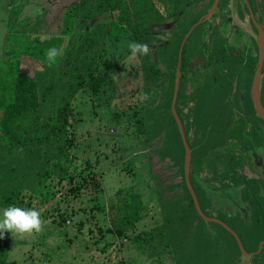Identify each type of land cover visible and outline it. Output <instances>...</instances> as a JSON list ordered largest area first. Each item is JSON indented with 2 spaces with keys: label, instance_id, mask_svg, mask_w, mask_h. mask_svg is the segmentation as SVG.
I'll list each match as a JSON object with an SVG mask.
<instances>
[{
  "label": "rangeland",
  "instance_id": "374dc122",
  "mask_svg": "<svg viewBox=\"0 0 264 264\" xmlns=\"http://www.w3.org/2000/svg\"><path fill=\"white\" fill-rule=\"evenodd\" d=\"M79 1L0 0V89L3 87L1 84L8 78L9 63L12 61L9 49H14L15 55L23 54L19 64L21 71L41 77L43 87L49 86L56 74L53 64H49L53 71H45L49 63L48 52L40 53V47L47 43L53 47L59 45V48L55 49L56 55L52 63L62 60V54L66 52V56L70 58L71 47L77 43L74 39L79 37L76 26L78 22L76 10ZM167 1L170 0H157V4L161 7L163 5V11L173 12L172 3ZM175 6L174 11H179L178 20L184 19L187 11H190L189 17L194 21L200 10L207 9L204 4L196 9L192 7L190 10L187 9L188 7L181 6L180 3ZM177 18L171 17L166 20L171 23V28H167L160 35L161 41L155 44L157 46L161 42H168L167 45L170 46L168 45L166 49L169 47L175 58L178 48L180 51L184 42L183 40L179 47V44L175 42L177 38L174 39L179 27ZM98 20L107 22L108 18L102 14L88 22L95 24ZM217 23L222 24L219 16L204 27L202 36L199 37L207 47L209 45L211 48L210 45L213 44L211 31ZM84 24H87V21ZM84 24L80 25V28L83 29ZM190 41H192L191 44L188 43L187 46L193 51L195 40ZM129 43L125 40L107 42L112 56L120 57L118 65L124 62L125 68L116 77L114 76L112 83L105 86V92L97 95L92 103L88 96H82L80 93L73 100L76 116L80 119L75 126L77 144L69 149L70 151L64 152L62 160L59 159L57 143L51 144L49 149H46L43 144L40 154H31L27 151L19 153L16 147L11 149L7 144L0 142V209L10 205L35 209L39 212L41 219V228L38 232L35 230L23 234L4 232L3 237H0V264L11 262H15L14 264H194L196 258L203 260L199 258L198 251L190 250L189 246L183 242H180L179 247L173 243L167 258L161 251L160 243L157 244L160 247L159 250L152 249L151 245L143 242L149 237L154 224L157 223V228H162L167 218L174 222V226L180 224L178 228L185 225L186 236L199 232L200 236L193 237L199 244L211 238L209 225L201 223L195 217L191 207H187L186 204H190V198H183L185 187L182 181L181 157L184 154L179 138L175 136L176 134H170L176 131L173 130V118L169 117L166 111L168 103L164 101V98H168L165 90H170L171 86L168 82L162 81L157 86L148 87L141 70L145 55H131ZM186 43L187 39L184 46ZM155 50L156 47L153 46L147 53L151 55V62L155 61L152 56ZM191 58L194 63L197 59L200 61L201 55L195 54L194 51ZM64 61L65 59L62 63ZM167 66L170 68V64ZM210 73L211 76L215 75L214 70ZM69 76V73L62 75V80L67 82ZM58 85L61 90L63 88L61 82ZM208 86L211 87L209 83ZM222 87V92L217 89L216 106H210L202 110L203 112H199L200 117L202 113H211L214 110L213 115L217 116L218 110H223L219 112V120L216 121L212 135L214 131L224 128L222 119L226 113L225 110H228L232 103L227 83H222ZM147 88L149 92H146ZM210 89H201L197 93L199 101L204 100L207 94L212 95ZM239 97L240 94L235 97L236 105L239 103ZM194 103H197L196 100ZM48 104L54 106L51 100ZM48 104L40 118L44 121L50 113L52 117L55 111L52 107L48 109ZM199 106L201 105L197 104L194 110L197 111ZM178 109L181 112L182 108L178 106ZM142 118L144 125L140 126L139 120ZM168 119L172 121V125L166 132ZM194 119L196 128H199L197 119ZM201 119L203 122L206 121L205 123L210 122L206 115H202ZM37 126V129H41V131L37 130V133L41 134L42 125L37 124ZM199 130L200 128L196 129L197 136L202 135L200 132L202 128ZM209 132L207 128L206 133L204 132L205 139ZM38 134L36 135L39 137ZM213 142L212 139L206 143L205 151L213 145ZM87 159L94 165L91 169L86 166ZM176 159L179 160L178 163ZM96 161L98 163L95 164ZM90 170L96 173L95 177L100 186L97 189L84 188L81 195L74 197L70 189L75 184H69V178L74 176L75 181L84 183L83 176H87ZM35 173L37 174L33 177ZM194 174L197 175V172L194 171ZM27 175L28 179L33 177L27 193V196L30 194L33 196L34 203L31 206L28 205V197L21 201L19 199L21 195H14L18 192L15 188L21 186L16 179L19 177L23 179ZM8 182L10 183L7 184ZM120 190L141 195L143 202L141 211L147 218L136 222L134 228L130 224L116 222L117 215L121 217L126 216L127 213V210L124 211L122 208L125 205L121 202L117 205L113 204ZM197 192L200 194L198 188ZM122 197V194L119 195L117 200ZM199 198L203 203L201 194ZM44 199L48 201L41 203ZM57 208L69 214L64 226L58 225ZM115 223L126 231L127 238L121 240L114 231L108 232V228H112ZM195 229H197L196 232ZM142 231L144 234L138 236ZM221 232L224 233V230ZM163 238L169 241L167 234ZM217 254L214 253L216 260L220 258L221 252ZM204 259L207 260L202 262L203 264H210L208 257ZM228 264L235 263L228 262Z\"/></svg>",
  "mask_w": 264,
  "mask_h": 264
},
{
  "label": "trees",
  "instance_id": "16d2710c",
  "mask_svg": "<svg viewBox=\"0 0 264 264\" xmlns=\"http://www.w3.org/2000/svg\"><path fill=\"white\" fill-rule=\"evenodd\" d=\"M163 10V5L162 7L158 6L157 0H80L76 10L78 19L76 26L79 31V37L74 40H76L77 43L71 47L70 58L66 56L67 52L62 54L61 59H65L63 63L62 60L58 63H55V61L54 63L46 62L48 64L45 67V71H53L49 66V64H53L52 67L56 74L47 88L43 87L41 77L36 75L33 76L20 70L19 64L23 54L15 55L14 49H9L8 52L12 57V61L9 63V70L7 72L8 78L1 84L3 87L0 89V142L7 144L11 149L16 147L19 153L27 151L31 154H40V148L43 144L46 149H49L51 144L57 143V148L60 152L59 159L62 160L63 154H65L64 152L70 151L69 149L77 144L75 126L79 123L80 119L76 116V106L73 105V100H75L76 96L80 93L82 96H88L91 103L94 102L97 95L101 92H105V86L114 81V76L116 77V75L125 68L124 62L118 65L120 60L119 56H112L110 47L107 44V42L111 40L142 43L147 45L149 49L153 46L156 47V50L153 51L154 54H152L155 61L151 62V55L145 54L141 70L144 73V79L148 87L157 86L162 81L163 83L168 82L170 84V90H165V94L168 95V98H163L166 104L168 103V109L166 111L169 117L172 116L174 121L173 130L176 131V133L173 132L170 134H176L175 136H177L180 141L181 136L178 132V126L171 113L179 48L175 58L174 54L168 49L169 47L167 48L168 50L166 49L169 45H167L168 42H161V44L155 46L156 43L161 41L160 35L166 30L165 23L167 14ZM102 14L108 18L107 22L98 20L95 24H89L88 21ZM178 19L179 18H177V20ZM86 21L87 24H84ZM196 21L197 19L194 21L191 19L178 20L177 25L179 27L174 35V39L177 38L175 42L179 44V47L184 36ZM82 24H84L83 29L80 28ZM199 30L200 28H196L193 31L184 46L182 53V70H184L192 57L189 51L190 48H188L187 44H191V39L195 40L193 44L196 45L199 43L196 34ZM56 48L58 49L59 45L53 47L50 43H47L40 47L39 51L43 53L44 51L48 52L50 49ZM114 48L116 49L115 46ZM159 52H161V55H159ZM167 64H170V68H168ZM171 66L173 67L171 68ZM68 73L70 74L68 81L64 82L62 80V75H68ZM59 82H61L63 87L61 90L60 85H58ZM146 92H149L148 88ZM50 100L51 104L54 106H49L50 104L48 103ZM47 104L48 109L52 107L55 111L52 117H50V113L44 121V119L40 118ZM171 122L172 121L169 120L167 123L166 132L171 129ZM37 124L42 125L43 132H41V134L37 133V130L41 131V129H37ZM139 124L140 126L144 125L143 118L139 120ZM31 131L34 132L30 133ZM36 134L40 136L38 137ZM181 147L184 154V147L182 144ZM44 152L46 151L44 150ZM178 161L179 160L176 159V163H178ZM181 161L183 166L184 156L181 157ZM96 163H98V161H96L95 164ZM86 166L91 169L94 165L87 159ZM36 174L37 173H35L33 177ZM87 174L88 177L83 176L84 183H80L77 180L75 181L74 176L69 178L68 183L75 184L70 189L74 197L81 195L84 188L97 189L100 186L94 171L90 170ZM31 179H28V175L25 178L23 177V179L19 177L16 180H19L21 186L17 188L12 186V188L18 189V192L21 193L19 194L16 192V194H12L15 196L21 195L19 198L21 201L28 197V205L30 206L34 203L33 196L31 194L27 196L28 188L31 185ZM19 188H21V190ZM185 188L187 193L186 196L190 198V204L187 207H191L195 213V217H197L201 223H206L197 213L192 196L186 185ZM121 194L123 197L117 200V197ZM116 196L113 204L115 203V205H117L118 202H121V204L125 205L122 207L124 211L125 209L127 210L126 216L119 217L117 215V218L115 214L116 222L119 221L122 224H130L131 227L134 228L133 226L136 222L145 218V215L141 211V206L143 205L141 195L131 191L126 192L120 190ZM46 201L48 200L44 199L41 203H45ZM57 210L59 211L58 225H66L69 218L68 212L62 211L59 208H57ZM110 213H112V211ZM164 222L162 228H157V223H155L149 233V237L143 241L151 245L152 249H157V244L161 241L163 244H166L168 248H170L173 243L179 247L181 246L180 242L184 243L185 241L181 236V239L178 241V238L173 236V231H175L171 225L173 221L167 218V222L165 220ZM219 227L224 230V232H227L220 225ZM99 230L103 231L102 229ZM165 230L169 231V233H167L168 242L163 238L166 234ZM111 231H114L121 240L128 237L126 231L116 223L112 228H108V232ZM143 234L144 232L142 231L138 236H142ZM143 242L141 243L143 244ZM202 261L196 258L194 264H203ZM219 261L220 258H218V260L215 259L212 264H218ZM14 263L15 262H11L10 264Z\"/></svg>",
  "mask_w": 264,
  "mask_h": 264
},
{
  "label": "flooded vegetation",
  "instance_id": "af4514ba",
  "mask_svg": "<svg viewBox=\"0 0 264 264\" xmlns=\"http://www.w3.org/2000/svg\"><path fill=\"white\" fill-rule=\"evenodd\" d=\"M170 1L167 2L172 3L171 7L173 12H166L167 19L177 17L179 11H174L177 3H180L181 6L188 7L187 9L189 10L192 9V7L193 9L199 8L202 4L207 6L205 11L200 10L196 18V22H198L213 8L217 0H189L188 2L187 0ZM174 3L175 5H173ZM178 9L177 7V10ZM189 12L190 11H187V16L184 17V19L192 20V18L189 17ZM217 16H219L222 24H215L213 31H211L213 44L210 45V48L209 45L207 47L199 37L202 36L204 27L209 25L211 21H214ZM223 20L226 21L224 22ZM165 25V29H169L171 23L166 21ZM196 28H200L196 33L199 43L195 45L193 51H189L191 55L195 51V54L201 55V59L200 61L197 59L193 63L191 58L184 70H182V53L184 46L182 50L180 49L179 59L181 52L182 75L177 98V112L184 128L186 141L192 149L191 182L196 192L197 188L200 189L201 187L197 183L196 176L203 179L204 171L208 173V170L209 174L215 178H217L216 176L218 175L221 176V173L228 176L232 174V177L236 179L237 177L240 178L241 190L243 192L242 207L245 208V212L251 209L252 212L256 214L255 219L252 220L250 225H247L244 223V219L238 215L236 220L240 221L241 225L240 227L233 228L230 225L232 220L228 218L226 214L217 211L215 216L213 215V217L210 218L221 220L231 227L239 237L248 255L242 253L238 240L229 230H226L218 222H207L203 220L209 225V234L211 242L213 243V249L214 251L216 250L215 254L219 251L221 252L220 258H223V264H228V262L238 264V259L236 260V257L238 258L239 256L243 257L242 262L244 261L245 264H264V120L256 114L252 93L254 80L257 74H259L260 99L264 106V57L261 60L260 48V39H262L264 50V0H218L210 19L196 26L194 30ZM222 30L224 32H222ZM207 53H209V55H207ZM191 63H193V65H191ZM212 70L215 71V75L213 76H211V73L209 74ZM225 82L227 83V89L232 103L228 110H225L226 113H224V118L222 119L224 128L214 131L212 135V130L215 128L216 121L219 120V112L223 110H218L217 116L213 115L215 114L213 113L214 110L211 113L204 112L200 117L199 112H203L202 110H206L210 108V106H216L218 96L217 89H219V92H222V83ZM208 83L211 87L208 86ZM208 88H211L210 91L212 95L207 94L204 100L199 101V95L197 97V93L200 92L201 89L204 90ZM181 91L182 96L180 97ZM238 94H240L239 103L236 105L235 97ZM195 100L197 102L196 104L194 103ZM192 103H194V105H192ZM197 104L201 105L198 107L199 111L194 110ZM178 106L182 108L181 112ZM194 115H196V117ZM202 115L209 117L210 122H203L201 119ZM197 117L199 118L197 119ZM194 118L197 119V126H199L200 130L202 128L201 131L199 130L202 132V135H196V129L199 128H196V120ZM209 125L210 127H208ZM207 128H209L210 132L205 139ZM211 137L214 142L213 145L207 149L209 154L207 157L199 156L197 151L206 152L205 145L212 140ZM180 142L184 147L182 137ZM194 171L197 172V175L194 174ZM181 172L183 174V186L185 187L184 162L183 166L181 165ZM184 191L185 194L183 198L185 199L187 197L186 188ZM197 197L201 206L198 194ZM186 205L188 206V204ZM216 206L220 205L215 204L214 207ZM205 215L208 216L206 213ZM229 215L231 216L232 214L230 213ZM219 225L227 231L224 232L225 234L221 232L222 229ZM249 243H252V249L249 247ZM234 253L236 255H234Z\"/></svg>",
  "mask_w": 264,
  "mask_h": 264
},
{
  "label": "crops",
  "instance_id": "0c3cea01",
  "mask_svg": "<svg viewBox=\"0 0 264 264\" xmlns=\"http://www.w3.org/2000/svg\"><path fill=\"white\" fill-rule=\"evenodd\" d=\"M197 153L201 157L202 156L207 157V155L209 154V152L207 151L201 152L200 150H198ZM203 177L204 178L201 179L199 176H196V180H197V183L201 186L199 189V193L201 194V196H203L204 204L202 203L200 199L201 206L204 212L208 215V217H213V215L215 216V213L217 211H219V213L226 214L228 218L232 220V223L230 225L233 228H236L238 226L240 227L241 225L240 221L236 220L237 219L236 217L238 215H240V217L244 219L245 224L250 225L252 223V220L255 219L256 214L252 212L251 209L249 211L247 210L248 212H245L246 211L245 208L242 207V202H243L242 193L243 192L241 190V180L239 177H237L236 179L235 177L234 178L232 177V174H229L228 176V175H224L221 173V176L218 175L216 176L217 178H215L214 176L209 174V170H208V173L204 171ZM200 194H198V196ZM215 204H218L220 206H216L217 207L216 209V207H214ZM230 213L232 214L231 216L229 215ZM173 223L171 224L172 228L175 229V231H173V236H176V238H178L177 241L181 239L180 238L181 236L182 239L185 240L184 243L187 246H189L190 250L194 249V251L199 252V258L203 259L202 262H205L207 259H204V258L208 257L210 259L209 263L210 264L214 263V260L216 259V256L214 255V253L216 250L214 251L213 249L214 247H213V243L211 242V239L206 240V242L199 244L198 241H195L193 239L194 235L200 236L199 232L191 236H188V235L186 236L185 229H184L185 225H183V222L181 223V226L183 225L182 228L181 227L178 228L180 224L177 226H174ZM196 231L197 229H195V232ZM167 233H169V231L166 230V234ZM160 244L162 247L161 251L162 253L163 252L165 253L166 258H167V254L168 253L170 254L169 248L166 244L163 247L162 241L160 242ZM249 247H251V249L253 248L252 243H249ZM157 248L160 250L159 246H157ZM133 253H135V251ZM235 253L234 255H236ZM237 259H238V264H245L244 261L242 262V259H243L242 256L241 257L239 256L238 258L236 257V260ZM218 264H223V258H220V261Z\"/></svg>",
  "mask_w": 264,
  "mask_h": 264
},
{
  "label": "water",
  "instance_id": "95a60500",
  "mask_svg": "<svg viewBox=\"0 0 264 264\" xmlns=\"http://www.w3.org/2000/svg\"><path fill=\"white\" fill-rule=\"evenodd\" d=\"M218 1V0H217ZM217 1L215 2L213 8L205 15L203 16L198 22H196L191 29L189 30V32L185 35L184 38V42L182 43L181 46V50L184 46V43L186 41V39L190 36V34L192 33V31L194 30V28L196 26H198L199 24L203 23L204 21L210 19V17L212 16L214 7L217 5ZM260 48H261V60L264 57V50H263V40L260 39ZM181 52H180V59H179V63L176 69V78H175V84H174V93H173V99H172V103H171V113L173 114L175 121L178 125L179 128V132L181 134L182 137V141L184 144V149H185V156H184V174H185V182L187 185V188L193 198L196 210L198 212V214L207 222H218L219 224H221L226 230H229V232H231L232 234H234V236L236 237V239L239 242V246L241 248V251L244 255H248V253L246 252V250L244 249L242 242L240 241L239 237L237 236V234L235 233V231L229 227L226 223L222 222L221 220L218 219H214V218H210L208 216L205 215V213L203 212L201 206H200V202L198 200L197 194L194 190V187L192 185L191 182V160H192V149L190 148L189 144L186 141L185 138V134H184V128L181 122V119L178 115L177 112V98H178V93H179V89H180V83H181ZM252 93H253V102H254V106H255V111L256 114L262 119L264 120V106L262 105L261 99H260V75L257 74L254 83H253V87H252Z\"/></svg>",
  "mask_w": 264,
  "mask_h": 264
},
{
  "label": "clouds",
  "instance_id": "9594fccd",
  "mask_svg": "<svg viewBox=\"0 0 264 264\" xmlns=\"http://www.w3.org/2000/svg\"><path fill=\"white\" fill-rule=\"evenodd\" d=\"M128 48L133 56H143L149 52L148 46L142 43H129ZM55 55V49H50L47 53L48 61L52 62ZM40 228V215L35 209H24L12 205L0 209V237H3L5 231L23 234L31 233L33 230L38 232Z\"/></svg>",
  "mask_w": 264,
  "mask_h": 264
}]
</instances>
